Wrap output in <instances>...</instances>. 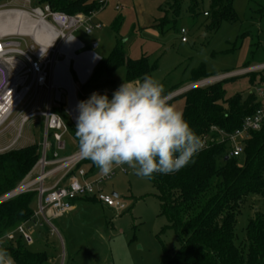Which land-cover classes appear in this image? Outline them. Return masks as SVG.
I'll return each mask as SVG.
<instances>
[{
  "label": "rangeland",
  "instance_id": "obj_1",
  "mask_svg": "<svg viewBox=\"0 0 264 264\" xmlns=\"http://www.w3.org/2000/svg\"><path fill=\"white\" fill-rule=\"evenodd\" d=\"M174 1L111 0L93 17L92 22L99 24L100 29H93L91 33L86 34L80 28L74 33L73 37L84 45L74 53L80 55L92 51L100 57H105L112 51L116 41H120L129 57L138 59L146 56L150 64L156 65L152 77L164 85L166 92L174 90L171 95L179 93L193 83L264 64V0H234L235 21L222 22L216 30L211 31L207 29L209 19L202 15L203 11L208 10L210 0H202L194 16L187 11L189 0H181L176 11ZM116 5L122 9L115 10ZM36 8H41V4L36 0H9L0 6V10H22L29 14ZM181 28L186 30V43L181 42ZM24 44H32L31 39L23 36V50ZM64 59V55L56 58L59 63ZM73 65L74 60L71 61L70 74L79 103L84 100L83 95L86 96L84 93L90 77L84 84H80ZM252 73L261 74L264 70L250 72ZM118 74L115 82L120 86L124 81V70ZM194 74H197L198 78H203L202 74L209 78L193 82ZM119 76L123 78L121 81ZM103 81L101 79V84ZM223 86L226 98L235 95L245 97L252 92L246 78L226 82ZM258 87L264 91V86ZM104 89L106 90L103 94L106 93L111 98L117 87L109 86ZM55 90L52 89L54 95L50 100L51 111L65 113L66 106H62L56 99ZM89 91L92 89L88 90L87 96ZM47 100V91L38 89L33 101L28 104L29 100H26L12 115L14 124L5 131L8 133L0 136V141L9 143L17 136L18 141L13 149H19L26 137L39 139V132H44L43 118L36 116L23 123L21 121L31 110H46ZM260 102L264 108V102ZM170 103L182 111L184 98H176ZM68 119L75 130L69 116ZM48 132L47 142L51 145L53 131ZM43 140L44 134L40 143L41 149ZM62 141L65 151L59 152L61 155L70 156L79 151L69 134H64ZM46 153L48 154V151ZM242 162L243 157L239 159V164ZM51 169L53 168L47 167L45 170ZM97 170L100 174L98 168ZM39 171L40 165L35 175L27 176L22 182L34 179ZM113 173V177L105 182L101 189L110 196L116 195L125 205L123 211L115 212L83 201L78 202L71 213L51 219V226L42 217H36L34 223L37 226L40 224V229L33 234L34 242L29 246V250L44 252L49 264H162L165 255L173 257L180 247V242L175 232L168 228L166 219L160 215L157 191L150 180L136 176L127 165L115 166ZM61 174L60 171L55 176ZM55 178L47 179L44 185L52 184ZM262 207L264 200L261 199L248 198L241 205L235 224L239 238L243 237L244 228L253 216V211ZM32 208L37 210V200L33 202ZM12 240L4 237L1 244Z\"/></svg>",
  "mask_w": 264,
  "mask_h": 264
},
{
  "label": "trees",
  "instance_id": "obj_2",
  "mask_svg": "<svg viewBox=\"0 0 264 264\" xmlns=\"http://www.w3.org/2000/svg\"><path fill=\"white\" fill-rule=\"evenodd\" d=\"M7 1L0 0V6ZM36 1L41 7L48 6L51 11L66 15H89L99 10L97 1ZM180 1H174L175 11ZM233 1L210 0L208 10L202 12L203 17L210 21L208 30H216L222 22L235 21ZM201 2L189 0L187 11L191 16L196 14ZM119 68L124 69V81H135L145 74L152 76L156 65L150 64L146 56L138 59L129 57L124 45L116 41L109 55L100 59L94 67L86 89L111 85L108 79ZM202 75L203 78H198L194 74L193 82L209 78ZM102 77L106 79L101 84ZM238 78H246L252 92L245 97L235 95L226 98L223 84ZM258 86H264V73L228 78L205 88L189 90L170 100L184 98V117L202 141H206L207 147L194 157V163L170 174L155 173L154 178L149 179L157 191L160 215L166 219L168 228L175 232L180 242L174 256L165 255L162 264H264V207L253 211L243 237L239 238L235 231L236 217L245 200H264V123L259 131L251 132L244 141L243 153L238 158L225 160L229 150L226 143H219L218 135V132L230 134L239 129L247 116L263 107L254 93ZM52 112L60 116L66 132L78 146L68 116L58 111ZM241 157L243 162L239 164ZM40 158L41 146L37 144L0 153V198L13 192ZM51 158L52 153L47 154V159ZM79 169L84 170L86 178L98 173L97 166L84 159L68 177ZM90 198L93 197L75 198L70 204ZM35 200L37 193L31 191L0 203V240L32 219ZM1 247L8 250L15 264H49L44 252L30 251L17 234L12 241L2 243Z\"/></svg>",
  "mask_w": 264,
  "mask_h": 264
},
{
  "label": "built area",
  "instance_id": "obj_3",
  "mask_svg": "<svg viewBox=\"0 0 264 264\" xmlns=\"http://www.w3.org/2000/svg\"><path fill=\"white\" fill-rule=\"evenodd\" d=\"M110 1L98 0L99 10L89 15H66L61 12H53L48 6L36 8L31 14L28 13L33 19L48 25L55 31L56 37L48 46L39 45L30 38L32 44L28 46L24 44L23 50L21 49L23 36H6L0 39V134L13 126L12 115L26 100H29L28 104L31 103L38 89H45L48 92L54 89L52 80L59 63L56 58L61 55L65 56L62 49L68 41L71 40L78 44L79 41L73 37L77 30L82 28L86 34H89L93 29L101 28L99 24H94L92 20L95 14L103 10ZM121 9L122 7L115 6V10L119 11ZM179 35L181 36V42L185 43L186 30L181 28ZM255 70H264V64L258 67L246 68V70L237 73L213 77L208 81L193 83L179 93L171 95V99L189 90L207 87L222 80L236 77V75L249 74ZM254 93L257 98L264 102V91L262 89L255 88ZM35 116L43 118L44 140L39 163L35 165L28 176L35 175L39 165L40 171L34 179L22 182L11 194L15 193L21 186H26L24 190L16 192L9 198L5 196L0 198V203H2L22 193L31 191L37 193V210L34 211L32 219L19 225L12 233L5 236L8 240H12L14 235L17 234L22 237L27 246L33 244L32 232L27 224L33 222L32 224L36 225L34 219L42 217L51 226L50 219L68 213L72 209L70 201L75 198L93 197L99 204L115 212L125 209V205L119 199L105 194L101 189L103 184L113 177V170L108 176L97 174L91 178H86L84 170L79 169L75 174L68 177L84 158L80 156L79 151L66 158L59 157L57 152L64 149L62 137L66 133V128L60 116L51 111L50 103L47 104V109L44 112L24 116L21 122L23 123ZM263 123L264 108H260L252 115L247 116L241 127L234 132L230 134L218 132L219 143H226L229 157L238 158L243 153L244 141L249 138L251 132L259 131ZM48 131H53L51 137L57 150L52 155L51 160L47 159L46 153L50 150V145L47 142ZM203 142L205 144L204 148H206V141ZM47 167L53 169L46 171ZM60 171L62 174L58 179H55V182L50 186L44 185L47 179L55 178V175ZM64 181H66L65 185L63 184ZM35 185L38 186L34 188ZM3 240L4 238L0 240V247Z\"/></svg>",
  "mask_w": 264,
  "mask_h": 264
},
{
  "label": "clouds",
  "instance_id": "obj_4",
  "mask_svg": "<svg viewBox=\"0 0 264 264\" xmlns=\"http://www.w3.org/2000/svg\"><path fill=\"white\" fill-rule=\"evenodd\" d=\"M170 100L164 85L147 74L123 81L111 98L92 93L77 105L75 137L80 156L103 176L115 166L127 165L142 179L194 163L205 144ZM0 264H15L3 247Z\"/></svg>",
  "mask_w": 264,
  "mask_h": 264
},
{
  "label": "bare ground",
  "instance_id": "obj_5",
  "mask_svg": "<svg viewBox=\"0 0 264 264\" xmlns=\"http://www.w3.org/2000/svg\"><path fill=\"white\" fill-rule=\"evenodd\" d=\"M7 35H18L26 36L37 44L42 46H48L55 39V31L46 24L41 23L30 18L29 14L22 10H0V39L6 37ZM80 45L68 41L63 47L62 52L65 53V61L58 63L53 76V87L57 91L60 89L71 91V88H75V84L70 74L71 61H75V73H77L78 80H83L87 74V67L92 60L91 55H84L77 57L74 53L76 49H79ZM55 90V91H56ZM74 108L71 113L74 114L78 110L76 106L70 105ZM74 119L76 120V114H74ZM26 186H21L16 192L22 191ZM12 193L10 196L14 195Z\"/></svg>",
  "mask_w": 264,
  "mask_h": 264
},
{
  "label": "crops",
  "instance_id": "obj_6",
  "mask_svg": "<svg viewBox=\"0 0 264 264\" xmlns=\"http://www.w3.org/2000/svg\"><path fill=\"white\" fill-rule=\"evenodd\" d=\"M77 41H79V40H77ZM187 42V41H186ZM185 42V43H186ZM79 43H81L80 41H79ZM81 45L84 47V45L81 43ZM82 47V48H83ZM109 55V54H108ZM108 55H106L105 57H100V56H98L100 59H102V58H106ZM124 69L123 68H119V69H117L112 75H111V77H109V79H108V81H110V82H112V84L111 85H108V86H106V87H109V86H112V87H119L118 85H117V83L115 82V80H116V74H118V75H120V73H121V71H123ZM102 79L103 80H105L106 78L105 77H102ZM119 81H121L123 78L121 77V76H119ZM104 90H106V89H104V88H101V89H94V90H92L91 92H90V94L87 96V92H88V90H86L85 91V93L84 94H86V96H84L83 95V97H84V100H86V99H88L90 96H91V94L92 93H94V92H96V93H99V94H103V92H104ZM47 91V90H46ZM56 92V91H55ZM52 95H54L53 94V91H50V92H48L47 91V96H48V100H47V104L48 103H50V100H51V96ZM86 97V98H85ZM56 100V99H55ZM46 109H47V106H46ZM45 110H42V111H38V110H31L29 113H27L26 115H24V116H27V115H30V114H33V113H40V112H44ZM66 113V112H65ZM23 116V117H24ZM36 117V116H35ZM32 118H34V117H31V118H29L28 120H30V119H32ZM43 123H44V121H43ZM5 133H8V132H3V133H1L0 134V136H2V135H4ZM11 133H13V132H11ZM39 134H40V138L39 139H37V140H34V139H31L30 137H26L25 139H24V141H23V144L19 147V148H23V147H27V146H30V145H34V144H37V145H40L41 146V140H42V135L44 134V132H39ZM65 134H68L67 132L65 133ZM71 137V136H70ZM18 137L16 136V138L12 141V142H9V143H4L3 141H0V152H4V151H6V150H8V149H12L13 148V146L17 143V141H18V139H17ZM72 138V137H71ZM73 139V138H72ZM53 140V139H52ZM62 140H63V137H62ZM74 140V139H73ZM74 142H75V144H76V141L74 140ZM76 146H77V144H76ZM78 147V146H77ZM52 148H53V150H52ZM65 151V144H64V149L63 150H61V151H58L57 152V150H56V144H55V142L53 141V144H51L50 145V150H49V152H48V154H50V153H52V155L54 154V153H58V155H59V157L60 158H66V157H69V155L67 156V155H61V153H59V152H64ZM71 156V155H70ZM52 159V158H51ZM51 159H49V160H51ZM97 174H99V173H97ZM96 174V175H97ZM59 178V176H56V178L55 179H58ZM55 179H54V181L53 182H55ZM63 184L65 185L66 184V181H64L63 182ZM51 185V184H50ZM50 185H47V186H50ZM103 191V190H102ZM106 194V193H105ZM83 201H88L89 203H94V204H97V205H99L100 207H102V208H105V209H107L106 207H104V206H102L101 204H99L97 201H95L93 198H90V199H88V200H78V201H76L75 203H74V205H72V209L68 212V213H66V214H69V213H71L72 211H74L75 210V206L78 204V202L80 203V202H83ZM109 209V208H108ZM110 210H112V209H110ZM65 215V214H64ZM64 215H62V216H64ZM61 217V216H60ZM51 218V217H50ZM57 218H59V217H57ZM57 218H52V219H57ZM51 220V219H50ZM27 227H29L30 228V230H31V232H32V237H34L33 236V234H35V232H38L37 230L38 229H40V224L37 226V225H35V224H31V223H28L27 224ZM33 242H34V238H33Z\"/></svg>",
  "mask_w": 264,
  "mask_h": 264
},
{
  "label": "water",
  "instance_id": "obj_7",
  "mask_svg": "<svg viewBox=\"0 0 264 264\" xmlns=\"http://www.w3.org/2000/svg\"><path fill=\"white\" fill-rule=\"evenodd\" d=\"M78 44L80 45L79 48H82L83 46L81 45V43L78 42ZM96 46L94 45L93 48H95ZM84 55H91L92 57V60L91 62L89 63L88 67H87V74L86 76L84 77L83 80H78L80 84H84L86 82V80L90 77V75L92 74V71L94 69V67L97 65V63L100 61V58L92 51H87V52H84L80 55H77V57H81V56H84ZM65 61V59H64ZM73 70H75V61H74V65H73ZM237 76V75H236ZM235 77V76H234ZM55 96H56V99L60 102V104L62 106H66V109H65V112L66 114L69 116L70 120L73 122V124L76 126V121L74 119V114H76V117L78 116V110L76 111V113L72 114L71 112L73 110H75L74 108L70 107V105H74L77 107L78 105V101L76 99V95H75V88L72 87L71 88V91L68 92L66 90H63V89H60L59 91L56 90L55 92ZM229 159V156H227L225 158V160H228ZM11 193L5 197H10ZM113 197L117 198L116 195H113Z\"/></svg>",
  "mask_w": 264,
  "mask_h": 264
}]
</instances>
